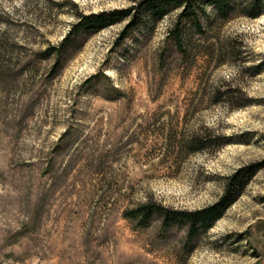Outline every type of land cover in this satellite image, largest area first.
<instances>
[{
  "label": "rangeland",
  "instance_id": "obj_1",
  "mask_svg": "<svg viewBox=\"0 0 264 264\" xmlns=\"http://www.w3.org/2000/svg\"><path fill=\"white\" fill-rule=\"evenodd\" d=\"M142 1L0 0V264H264V12L204 35L182 21L183 52L179 11ZM133 5L125 33L43 58L79 14ZM239 188L189 242L187 219L162 229Z\"/></svg>",
  "mask_w": 264,
  "mask_h": 264
},
{
  "label": "trees",
  "instance_id": "obj_2",
  "mask_svg": "<svg viewBox=\"0 0 264 264\" xmlns=\"http://www.w3.org/2000/svg\"><path fill=\"white\" fill-rule=\"evenodd\" d=\"M261 0H251L246 5L233 3L231 0H143L141 2L144 8H147L152 16L156 19L161 18L171 10L179 11L178 20L170 28V32H174V43L179 49L185 52V43L189 40L188 49H192L191 39L184 43V34L179 29V24L185 21L190 24L195 31L205 34L207 30L215 28L224 22L228 21L232 16L246 15L250 18L259 16L264 12V6ZM211 6L214 16L213 18H206L205 6ZM205 17V18H204ZM130 18L123 33L128 29L134 27L139 18L140 10L134 5L128 8L113 9L108 11H100L97 13L79 14L77 21L72 25L62 42L58 46H49L43 51V58H49L53 54L60 55L65 45L73 36L79 33L93 34L108 26L121 22ZM187 34H185V37ZM229 189V188H228ZM240 192L237 190L235 194L226 200V196L217 204L207 208L196 210L194 212L184 211H166L162 220V229H169L174 222L180 219H187L188 224V242L198 229L206 231L212 224L221 217L223 211L235 200ZM151 203L140 205L135 211V217L138 219L139 225L145 227L149 224L153 210ZM194 244L191 245V247Z\"/></svg>",
  "mask_w": 264,
  "mask_h": 264
}]
</instances>
